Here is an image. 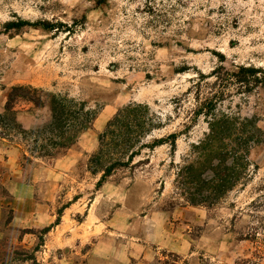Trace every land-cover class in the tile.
<instances>
[{"label":"rangeland","instance_id":"1","mask_svg":"<svg viewBox=\"0 0 264 264\" xmlns=\"http://www.w3.org/2000/svg\"><path fill=\"white\" fill-rule=\"evenodd\" d=\"M15 86L97 117L74 146L41 156L49 113L24 101L6 113ZM129 104L146 105L157 128L97 187L88 161ZM220 113L264 132V0H0V264H85L95 242L98 264H264V143L217 204L193 205L176 187ZM20 186L41 196L38 214L25 215Z\"/></svg>","mask_w":264,"mask_h":264},{"label":"trees","instance_id":"2","mask_svg":"<svg viewBox=\"0 0 264 264\" xmlns=\"http://www.w3.org/2000/svg\"><path fill=\"white\" fill-rule=\"evenodd\" d=\"M27 25L19 22L16 26ZM239 72L256 73L246 68H240ZM18 101L31 103L35 109H47L48 122L37 133H47L48 143L33 149L47 157L74 146L98 114L84 102L26 86L10 88L5 112H12ZM207 118V132L191 146V160L177 169L175 183L191 204L212 206L246 180L250 151L264 143V132L253 121L236 116L220 113ZM156 128L146 105L129 104L119 109L99 135L98 149L88 161L89 171L101 174L96 186L100 187L115 170L132 164L138 156L136 147L142 146V139ZM162 144L155 142V146ZM171 145L174 146V141Z\"/></svg>","mask_w":264,"mask_h":264},{"label":"crops","instance_id":"3","mask_svg":"<svg viewBox=\"0 0 264 264\" xmlns=\"http://www.w3.org/2000/svg\"><path fill=\"white\" fill-rule=\"evenodd\" d=\"M70 152H68L64 158L60 159L62 162L61 164L68 169L73 167L76 159V156L71 154ZM15 196L21 199V203L24 206L23 211L25 215H28L30 212L37 214L38 212H40V208L42 206L41 205L42 199H40L41 196L38 194V192H36L34 187H29V186L17 187ZM89 218H90L89 210H86L81 225L86 224ZM88 253L89 255L86 254L87 260L85 264H98V242L94 243V248H92Z\"/></svg>","mask_w":264,"mask_h":264}]
</instances>
